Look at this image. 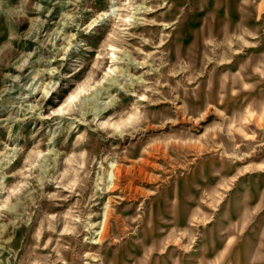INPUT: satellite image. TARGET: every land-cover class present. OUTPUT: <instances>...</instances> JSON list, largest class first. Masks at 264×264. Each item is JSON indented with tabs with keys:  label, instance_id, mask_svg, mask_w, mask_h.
Wrapping results in <instances>:
<instances>
[{
	"label": "rangeland",
	"instance_id": "rangeland-1",
	"mask_svg": "<svg viewBox=\"0 0 264 264\" xmlns=\"http://www.w3.org/2000/svg\"><path fill=\"white\" fill-rule=\"evenodd\" d=\"M0 264H264V0H0Z\"/></svg>",
	"mask_w": 264,
	"mask_h": 264
},
{
	"label": "bare ground",
	"instance_id": "bare-ground-1",
	"mask_svg": "<svg viewBox=\"0 0 264 264\" xmlns=\"http://www.w3.org/2000/svg\"><path fill=\"white\" fill-rule=\"evenodd\" d=\"M226 49V48H225ZM191 150V149H190ZM169 154V153H168ZM145 167V166H144ZM134 170V169H133ZM130 171V170H129ZM140 171V170H139ZM125 174V173H124ZM129 174V173H128ZM135 174V173H134ZM130 176V175H129ZM134 176V175H133ZM122 177H123V168L122 167H117L115 166L114 169H113V174L110 178V182H109V189L110 190H114L116 189L119 185H120V182L122 180ZM128 180V179H127ZM124 186V185H123ZM120 187V186H119ZM130 189V188H129ZM109 192V191H108ZM106 216V219H105V224H104V228L102 231H100V234H99V237H98V241H102L105 236L107 235V232H108V224H107V221L109 220V217H110V212L107 213Z\"/></svg>",
	"mask_w": 264,
	"mask_h": 264
}]
</instances>
